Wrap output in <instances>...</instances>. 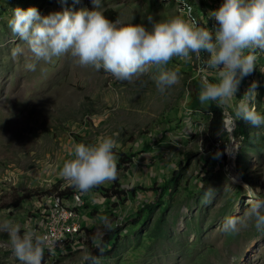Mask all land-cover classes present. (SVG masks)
I'll list each match as a JSON object with an SVG mask.
<instances>
[{"label": "rangeland", "instance_id": "obj_1", "mask_svg": "<svg viewBox=\"0 0 264 264\" xmlns=\"http://www.w3.org/2000/svg\"><path fill=\"white\" fill-rule=\"evenodd\" d=\"M221 3L102 0L100 10L110 8L115 19L133 16V23L146 27H150L148 16L183 15L209 23L213 30L210 11ZM16 7H35L43 16L92 4L91 0H66L63 5L60 0H0V223L30 221L37 232L41 230L45 216L55 211L57 190L68 185L59 173L71 143H93L106 135L115 141L117 160H123L117 166L119 186L141 184L151 189L138 188L133 196L121 199L111 196L106 203L94 188L81 193L72 187L71 198L57 199L59 204H98L101 213L74 208L79 231L68 246L44 252L42 264H81L89 244H95L85 228L96 224L114 230L115 245L91 264H264V230L251 222L236 233L222 230L227 218H242L250 207L245 184L254 188L256 199L264 200V125L253 127L238 119L234 131L226 128L223 151L216 144L204 152L207 103L200 102L198 78L202 68L215 78V71L207 67L208 54L201 53L200 58L193 54L187 62L174 58L166 67L177 71L180 80L164 94L156 88L155 67L138 80L120 81L103 69L81 67L65 54L51 64L37 62L36 70L30 71L26 64L34 62L32 53L8 26ZM17 46L23 52L13 58ZM255 56L252 72L238 74L236 98L223 106L227 117L235 116V105L253 84L256 97L251 103L264 115V52L257 50ZM44 190L51 194H43ZM26 193L28 197L17 205L10 204ZM142 201H151V206L133 220ZM0 264H21L11 251L7 232H0Z\"/></svg>", "mask_w": 264, "mask_h": 264}, {"label": "clouds", "instance_id": "obj_2", "mask_svg": "<svg viewBox=\"0 0 264 264\" xmlns=\"http://www.w3.org/2000/svg\"><path fill=\"white\" fill-rule=\"evenodd\" d=\"M91 4V8L65 7L43 16L35 7L13 9L8 26L32 53L34 62L26 64L28 70L35 71L37 62L51 64L65 54L81 67L103 69L120 81L133 82L155 67V85L164 94L180 80L177 71L166 67L174 58L187 62L193 54L200 58L201 53H207V67L216 75L210 81L205 70H200L199 99L202 104L214 101L223 107L236 98L238 74H250L255 67V52H264V0H222L218 8L210 11L215 21L211 31L195 18L183 15L165 19L148 16L150 27L133 23V16L110 20L100 10L102 0H91ZM22 52L17 46L12 51L13 58ZM255 97L253 84L235 105V116L229 118L226 127L234 131L238 119L253 127L264 125V115L251 103ZM114 148V139L106 135L93 143L73 141L59 174L68 186L81 193L114 181L118 175ZM243 187L250 207L242 218H227L222 225L224 232L236 233L250 222L257 230H264V200L255 198L254 188L246 184ZM102 219L109 224L106 217ZM0 232L8 233L11 251L21 264H42L45 248L51 251V241L39 234L30 221H5L0 223ZM83 259L94 261L90 255Z\"/></svg>", "mask_w": 264, "mask_h": 264}, {"label": "trees", "instance_id": "obj_3", "mask_svg": "<svg viewBox=\"0 0 264 264\" xmlns=\"http://www.w3.org/2000/svg\"><path fill=\"white\" fill-rule=\"evenodd\" d=\"M103 14L106 15L107 18L110 20L115 19V12L112 11L110 8L104 9ZM199 25L203 27H207L210 30V24H202V21H199ZM211 31V30H210ZM210 81H214L215 78H211L207 76ZM198 84L200 89V78H198ZM203 113L207 115L206 125L204 126V131L202 135V141L201 145L203 146L204 152L211 151L217 146H219V149L223 151L225 140H228V137L226 135V128L224 123V107H218L217 103L214 101L207 102ZM239 129H242L241 126ZM124 155V154H123ZM127 155V154H125ZM128 159L130 158L127 156ZM122 158H118L117 160V166H119L122 163ZM167 180L165 183L160 185V190L157 191V195H161L166 188ZM142 189V190H150V187H144L141 184H135L128 188H123L119 186V182L115 179L112 181L111 185L109 186H97L94 189L98 190L102 195H104V200L107 203L111 196L116 197L117 199H121L124 197H129L134 195V191L136 189ZM157 189V188H155ZM156 191V190H155ZM74 192V189L68 185L63 186L56 192V196L58 199L66 198L70 199L72 196V193ZM46 195H50L51 192L49 190H44V193ZM28 193L21 194L16 196L11 202V205H17L22 199L28 197ZM151 201H142L141 204L138 206V208L134 212L133 220L137 219L139 217L140 213L144 211L145 209H148L151 206ZM88 207L90 209L88 210ZM76 210L84 208V212L87 213H94L98 214L101 213L102 209H99L98 204H93L92 206H89L88 203L82 202L81 205L74 206ZM84 228V226L82 225ZM94 228H98V234H93ZM85 231L87 232L89 239H95V244H89V252L88 255L94 257L96 259L98 256H103L105 254H108L111 252V248L115 245V240L112 239V235L114 230L112 228H109L107 226H104L103 224H96L85 228ZM68 245H65V247ZM44 252H48V249L45 248ZM92 260L85 261L83 260L81 264H91Z\"/></svg>", "mask_w": 264, "mask_h": 264}, {"label": "built area", "instance_id": "obj_4", "mask_svg": "<svg viewBox=\"0 0 264 264\" xmlns=\"http://www.w3.org/2000/svg\"><path fill=\"white\" fill-rule=\"evenodd\" d=\"M226 117L224 112V127L230 130L226 125L228 122L227 118L231 116L228 115V117ZM57 199L58 198H56L54 202V206H56L55 211L45 216L41 230L38 231L39 234H42L51 241V252L63 249L65 245L73 239L74 234L79 231L80 227L77 221V211L74 207L59 204Z\"/></svg>", "mask_w": 264, "mask_h": 264}]
</instances>
